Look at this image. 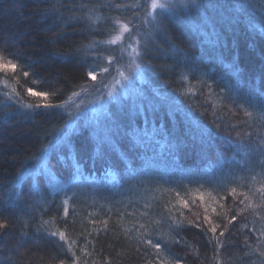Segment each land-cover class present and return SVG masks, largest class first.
Returning <instances> with one entry per match:
<instances>
[{"label":"trees","instance_id":"trees-1","mask_svg":"<svg viewBox=\"0 0 264 264\" xmlns=\"http://www.w3.org/2000/svg\"><path fill=\"white\" fill-rule=\"evenodd\" d=\"M129 1L0 0V264H264V0L157 11L143 80L66 133Z\"/></svg>","mask_w":264,"mask_h":264},{"label":"rangeland","instance_id":"rangeland-1","mask_svg":"<svg viewBox=\"0 0 264 264\" xmlns=\"http://www.w3.org/2000/svg\"><path fill=\"white\" fill-rule=\"evenodd\" d=\"M193 1L194 0H156L157 6L153 8L151 6L152 0H130L128 3L120 6L122 11L121 15H118L114 19L113 32L108 39L110 43L118 46V60L109 72L107 80L103 85L96 87L101 81L98 80V83L95 84V79L84 87L89 89V92H86L89 97L84 102H78L84 97L85 94L83 92L75 93L74 96L66 102L67 106L71 104L74 108L72 109L74 115L66 125V133H70L77 128L80 116L83 122L95 119L103 112L106 103L110 99L114 98L117 94L124 93L130 85L139 83L143 80L141 68L138 63V44L142 35V30L148 25L149 21H153L156 12L183 7ZM7 63L8 61L0 58V64ZM108 71L109 69L105 68L103 74ZM43 154L45 156H42L41 159L45 161L46 152L44 151ZM25 255L26 251L20 250L19 256L25 257ZM60 261L58 264H60ZM161 262L160 260V263Z\"/></svg>","mask_w":264,"mask_h":264},{"label":"snow or ice","instance_id":"snow-or-ice-1","mask_svg":"<svg viewBox=\"0 0 264 264\" xmlns=\"http://www.w3.org/2000/svg\"><path fill=\"white\" fill-rule=\"evenodd\" d=\"M153 8H155L157 6V3H156V0H152V5H151ZM8 67H11L13 70H15L16 68V65L13 64L11 61H8L7 64H0V69H4V68H8ZM25 76L28 75V73H24ZM88 75L93 79L95 80L96 79V76L92 73V72H89ZM28 92L29 94L31 95H34V96H37V97H46L48 95V93L46 92H36L34 89L32 88H29L28 89ZM49 105H42V107H47ZM232 192L233 194H236V190L235 189H232ZM262 192H264V190H262ZM248 197L245 196V199H247ZM264 198V197H262ZM186 203V202H185ZM240 203H243V200L240 201ZM204 220L206 222H209L210 223V220H209V217L208 216H205L204 217ZM231 220L232 221H235L236 220V216L233 215L231 217ZM197 227H199V225H197ZM212 233H215L217 231V226L216 225H213L210 229H209ZM262 235H264V231H262L261 233ZM53 235H58L61 239H66L64 233L62 232H59V233H53ZM221 235H223V233H221ZM72 243H75L74 241L69 243L68 245V251L71 252V249H72ZM148 244H152V241L149 240L147 242ZM153 247H155L157 250L160 249V244L159 243H156L155 245H153ZM261 255L264 256V252H261ZM67 260H68V264H76V260L72 258V256H68L67 257ZM60 264H65V261L64 260H61L60 261Z\"/></svg>","mask_w":264,"mask_h":264}]
</instances>
